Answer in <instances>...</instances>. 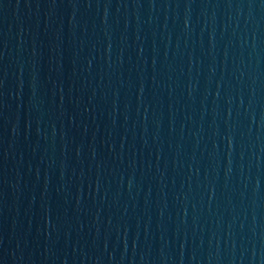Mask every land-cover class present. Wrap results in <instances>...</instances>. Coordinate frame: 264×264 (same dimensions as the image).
Instances as JSON below:
<instances>
[{
	"label": "water",
	"instance_id": "obj_1",
	"mask_svg": "<svg viewBox=\"0 0 264 264\" xmlns=\"http://www.w3.org/2000/svg\"><path fill=\"white\" fill-rule=\"evenodd\" d=\"M0 264H264V0H0Z\"/></svg>",
	"mask_w": 264,
	"mask_h": 264
}]
</instances>
